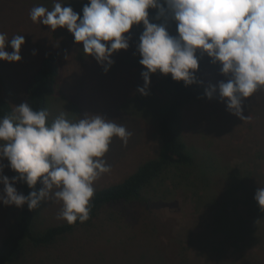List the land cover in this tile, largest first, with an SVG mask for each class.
Returning <instances> with one entry per match:
<instances>
[{
    "label": "rangeland",
    "instance_id": "obj_1",
    "mask_svg": "<svg viewBox=\"0 0 264 264\" xmlns=\"http://www.w3.org/2000/svg\"><path fill=\"white\" fill-rule=\"evenodd\" d=\"M86 3L88 0H69L65 6L82 15ZM37 4L51 8L52 0H0V32L9 38L24 35L26 41L21 62L0 61V97H9L14 105L25 102L27 82L40 59L58 53L63 59L62 77L48 110L53 117L65 110L72 118L86 112L103 114L124 124L133 135L126 147L114 139L106 154L112 171L103 175L95 188L120 182L157 154L159 110L170 100L158 73L151 76L149 95L137 91L144 84L136 48L143 25L133 27L129 49L114 54L115 63L105 73L94 58L85 57L82 44H76L67 29L52 32L30 20L29 10ZM155 14L156 10H150V20L159 23L152 19ZM169 31L177 34L174 23ZM7 50L14 51L10 44ZM200 76L208 86L227 80L209 57ZM244 114L251 120L230 114L218 92L212 99L190 104L183 111L181 135L195 158L192 166L171 168L139 199L103 205L90 222L51 246L27 244L11 264H264V212L244 219L249 227L245 229L252 233L242 240L235 222L225 223L221 210L223 202L232 198L229 195L254 198L240 180L248 170L254 169L264 179V89L245 100ZM5 175L12 177L7 167ZM182 176L198 181L187 184L188 178ZM206 176L210 187L204 189L202 179ZM173 181L184 185L177 187ZM14 186L21 192L19 183ZM198 186L202 192L196 195ZM226 186L231 193L224 190ZM41 187L38 182L37 191ZM60 208L59 203L42 202L35 220L37 230L64 223L57 219ZM19 211L0 203V241L16 226ZM234 215L239 219L245 213L237 208Z\"/></svg>",
    "mask_w": 264,
    "mask_h": 264
},
{
    "label": "clouds",
    "instance_id": "obj_2",
    "mask_svg": "<svg viewBox=\"0 0 264 264\" xmlns=\"http://www.w3.org/2000/svg\"><path fill=\"white\" fill-rule=\"evenodd\" d=\"M68 3L52 0L51 8L37 4L29 18L52 32L67 29L82 44L85 57L94 58L105 73L115 63L113 55L129 49L133 27L142 24L136 45L144 68V84L137 89L141 95L150 94L156 73L170 74L185 86L203 84L196 73L206 54L227 78L209 85L207 98L218 92L230 114L251 120L244 114L245 100L264 89V0H88L82 15ZM150 10H156L152 19L159 23L151 22ZM171 23L176 35L169 31ZM25 43L24 35L9 38L0 32V61L21 62ZM9 44L14 51L7 50ZM68 112L53 117L47 108L36 110L23 102L0 116V203L34 211L52 201L61 204L57 219L69 225L90 219L95 184L112 171L106 154L114 139L126 147L133 133L103 114L72 118ZM5 167L16 175L9 178ZM38 182L42 187L37 191ZM18 183L32 191L19 192ZM254 199L264 212V186Z\"/></svg>",
    "mask_w": 264,
    "mask_h": 264
},
{
    "label": "trees",
    "instance_id": "obj_3",
    "mask_svg": "<svg viewBox=\"0 0 264 264\" xmlns=\"http://www.w3.org/2000/svg\"><path fill=\"white\" fill-rule=\"evenodd\" d=\"M206 58H208L206 54L200 57V68L196 73L199 81H203L200 73L205 67ZM62 61L63 59L56 52H51L40 59L38 67L26 85L25 102L31 104L34 109H48L51 98L57 94L58 85L62 77ZM157 75L158 81H160L162 87L165 88L168 95H170V100L166 103V107L161 111L159 110L158 132L160 146L157 154L140 163L134 171L130 172L129 175L127 174L128 176L124 180L107 187L96 189L90 219L83 224L77 222L75 225H69L64 222L38 231L36 218L39 208L34 211H29L27 205L20 208L19 219L16 222V226L0 241V264H11L23 253L27 244H32L37 247L51 246L59 238L90 222L98 214L103 205L118 204L139 199L156 179L168 173L171 168H184L194 164L195 158L189 151V146L181 135L183 111L190 104L196 103L202 98L207 99L205 89L208 85L203 81V84L197 83L191 86H185L183 82L174 81L170 74L165 76L158 73ZM13 105L9 97L1 96L0 116L8 115ZM147 105L149 107V103ZM263 136L261 137L263 138ZM5 164H7V161H5ZM206 168L207 167H205V169ZM205 169H203L205 172L203 175L208 173ZM214 169L215 168L212 170ZM8 170L12 176L16 175L10 168H8ZM187 178L188 177L182 176V179ZM209 178L210 177L206 176V178L202 179V181L205 182L203 183L204 189L210 187L209 183L206 182L210 180ZM261 178L263 177H258L254 169H252L248 170L246 175L241 176L240 180L243 181L242 183L245 190L249 192V194L255 196L258 187L264 186V179ZM187 180V184H193L192 181H198L191 177ZM217 181L218 180L215 182L217 183ZM19 184L23 194L28 195L30 191H32L26 184ZM173 184L177 187L184 185L182 181H173ZM199 188L201 187L198 186V191L195 193L196 195L202 192ZM224 190L231 193L229 186H226ZM229 198L230 199L223 202L224 209L221 208L225 218L223 220L225 223L235 222L234 224H236L237 230L239 231L238 239L245 240V237H247L246 234L252 233L249 231L250 229H245L248 227L245 220L254 217L258 211H261L254 198L244 197V195L237 196L236 193L232 196L229 195ZM240 207L243 208V210H241ZM237 208L239 212L245 213V216L240 215L238 219L237 216L234 215V211H236ZM253 263L255 264L256 262Z\"/></svg>",
    "mask_w": 264,
    "mask_h": 264
}]
</instances>
